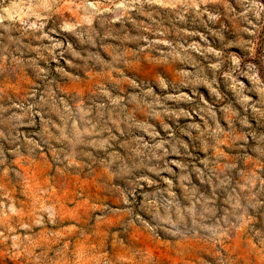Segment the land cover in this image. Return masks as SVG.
Returning a JSON list of instances; mask_svg holds the SVG:
<instances>
[{"label":"rangeland","instance_id":"rangeland-1","mask_svg":"<svg viewBox=\"0 0 264 264\" xmlns=\"http://www.w3.org/2000/svg\"><path fill=\"white\" fill-rule=\"evenodd\" d=\"M201 11L199 21L193 22L187 15L183 25L169 23L168 17L159 19L155 15V23H152L129 13L137 28L125 23L123 28L127 31H122L120 25H113L112 38L98 43L96 49L80 47L71 37H65L62 42L66 46L71 44L85 60L89 55L98 57L104 67L91 62L80 64L67 55L57 57L59 63L51 60L40 63L48 74L45 78L37 79L26 66L14 74L0 73V92L6 97L24 99L28 93L42 94L47 85L50 95H59V99L66 102L78 96V103L87 111L93 110L89 98L101 93L123 101L121 116L126 115L130 121L154 130L166 143L175 138L180 151L179 156H169L164 161L176 175L151 176L154 187L143 185L137 189L136 203L142 204L145 196L165 189L179 197L180 170L175 165H182L191 177V183L184 184L185 195L192 198L193 203L201 198L214 199L212 207L217 220L230 213L226 203L230 197L243 204L246 196L249 203H256L255 211L245 205L248 226L241 225L229 235L222 242V248L201 240L185 243L154 238L135 221L131 222V227L125 223L121 228V223L128 220L129 209L120 206L121 194L125 191L123 185L113 182L109 170L100 166L107 157L102 152L81 148L70 155L69 163L75 167H67L64 157H58L61 162L54 163L52 153L64 149L41 143L38 138L40 120L48 117L34 110L31 120L34 127L20 129L23 137L40 145L34 155L29 154L23 144H17L19 152L13 158L8 156L13 149L0 142L7 159V166L0 165V264H70L69 251L79 254L77 264H89L113 255L112 249H116V257L124 261L135 260L138 253L146 251L149 256L154 255L159 264H213L214 259L224 257H229L232 264H264V257L253 258L245 248L246 242L255 245L249 227L264 232V192L245 193L247 185L244 183L250 179L253 185L264 189V159L249 151L255 138L258 150L264 153V127L257 126L258 122H264V101L260 99L264 96V29L255 37H249L241 23L228 16L221 4H209ZM209 13L220 19L214 23L208 21ZM154 32L161 34L154 35ZM139 36L146 39L128 40ZM157 39L166 43L150 47L148 42ZM192 44L199 47V52L191 49L185 52L180 48V45L189 48ZM248 48L250 55L243 50ZM173 50L178 58H174ZM233 59L240 62L239 71L233 69ZM66 62L84 71L76 72L68 68ZM211 65L217 66L215 71ZM245 65L250 69L247 75L251 79L242 75ZM57 67L64 68L71 79L58 78ZM186 73L198 76L199 83L193 85L191 75L186 76ZM155 81L167 86V91L158 83L155 85ZM253 84L259 95L250 92ZM167 96L181 99L169 101ZM131 97L137 98L134 103ZM237 97L242 100L247 97L243 107ZM155 102L163 108L148 106ZM100 103L106 101L98 100L97 104ZM152 111L158 113L155 120L148 118ZM168 113L180 118L172 119ZM113 119L120 123L115 115ZM161 125L168 129L167 133ZM54 134L49 129L48 135ZM117 139L121 144H129L132 139L151 143L146 135L128 139L117 136ZM181 145L186 146V150ZM113 148L115 151L109 155L126 159L119 148L115 145ZM194 169L199 170L200 180L196 179ZM16 174L22 179L18 180ZM164 181H170L171 187ZM220 181L225 187L220 186ZM253 197L257 199L253 201ZM180 202L183 204V200ZM102 209L110 211H93ZM49 214L53 220H49ZM123 232L128 233L132 244L125 242ZM180 249L187 251L178 255Z\"/></svg>","mask_w":264,"mask_h":264},{"label":"clouds","instance_id":"clouds-1","mask_svg":"<svg viewBox=\"0 0 264 264\" xmlns=\"http://www.w3.org/2000/svg\"><path fill=\"white\" fill-rule=\"evenodd\" d=\"M209 4H221L228 16L235 17L241 25L242 30L249 37H255L261 29H264V0H0V73L14 74L22 66H26L32 71L37 79L47 77V72L40 67L41 62L47 60L59 63L57 57L63 58L66 55L77 63H93L97 67L103 68L99 58L89 55L87 60L82 58L76 52L71 44L65 45L63 39L71 37L80 47H90L96 49L98 43L103 44L106 40L112 38L110 31L113 25H120L122 31L125 23L136 29L137 25L132 21L129 13L139 18L149 20L155 23L153 16L159 19L169 18V23L181 24L186 23L185 16L190 15L193 22L199 21L202 15V7ZM234 6V7H233ZM73 10L74 13L73 14ZM155 10V11H153ZM231 10V11H230ZM163 14L160 16L159 14ZM210 22H216L220 19L218 15L207 14ZM154 35L161 33L154 32ZM184 35H189L184 33ZM144 36L129 37V42L144 41ZM149 46L155 48L159 44H165L166 41L152 40ZM181 50L189 49L199 52V47L195 44L185 48L180 45ZM102 50V49H98ZM246 55H250V48L243 49ZM174 58H178V53L173 50ZM29 57H35L29 59ZM68 68L82 73L83 68H76L71 62H66ZM234 70H240V62L232 60ZM213 71L216 65H211ZM250 71L247 65L244 66L242 73L245 79ZM56 76L60 79H71L68 72L62 67L55 69ZM191 75L193 85L199 83L198 76ZM158 83L164 91L167 86ZM148 87V86H145ZM176 86H173L175 89ZM134 90L136 86H133ZM59 90L57 89V92ZM211 91V89H209ZM250 92L259 95L255 84ZM60 95H63L60 93ZM78 96L69 98V101L59 99V95L49 94L46 90L42 94L28 93L24 99L6 97L0 92V142L13 151L8 156L13 158L19 152L16 149L17 144H23L25 150L34 155L40 148L35 140H28L23 137L20 129L24 127H34L31 124L34 110L43 112L47 120L41 117L39 139L46 147L55 146L58 149H64L63 152H53L52 159L54 163H60L58 157H64L63 163L71 168L75 167L69 163L71 153L76 149H90L97 153H103L107 157L100 165L107 168L111 173L113 182L123 185L125 191L121 194L120 206L129 209L128 220L122 222L120 227L123 228L125 223L131 227V222L135 221L141 229L152 235L154 238L163 237L171 241H183L189 243L194 240H201L209 245L223 247L222 242L226 241L229 235L234 234L241 226H248L247 208L257 210L256 203H249L246 196L242 204L239 199L230 197L226 203L229 205L230 213L224 214L220 220H217V213L212 205L215 200L201 198L193 203V199L185 195L187 189L185 183H191V177L187 175V169L182 165H175L180 170L178 176V189L180 196L173 195L167 189L160 192L152 193L144 197L142 204L136 203V190L141 189L143 185L149 188L154 187L151 176L159 177L163 173L176 175L172 168L168 167L164 161L169 156H179V147L175 144V138H170L166 143L150 130L140 124L130 121L127 116H121V105L123 101L113 99L108 93H101L98 97H90L89 104L93 105L92 111L78 103ZM136 97L130 100L134 103ZM167 100H177L180 97L167 96ZM237 97V102L243 107L244 101ZM260 99L264 101V96ZM98 100L106 103L97 104ZM150 108H163L158 102L148 105ZM116 116L120 123H116L113 116ZM158 113L152 111L148 118L155 120ZM172 119L180 117L175 113H168ZM255 113H253V116ZM244 124V121H240ZM258 127H264V122H258ZM190 128L194 127L189 125ZM49 129L54 131V135H48ZM161 129L167 133L168 129L161 125ZM113 132L116 135H113ZM134 135H146L151 143H145L143 140L132 139L129 144H121L117 139H128ZM249 151L259 158L264 159V153L258 148L255 138ZM115 145L125 154L126 159L120 156L109 155L114 152ZM186 150V146L181 145ZM81 155H83L81 153ZM0 165L7 166V159L3 148L0 147ZM196 179H201L198 169H194ZM17 175V179L22 177ZM170 188L171 182L164 181ZM247 185L245 193L249 191L264 192V189L253 185L252 181L245 180ZM220 186L225 187L223 181ZM214 191V190H213ZM257 197H253L255 201ZM183 200V204H181ZM247 205V208L245 207ZM94 212H109V209L93 210ZM139 212L140 215H136ZM49 220H53L49 214ZM255 238V245L245 243V248L249 250L250 255L264 257V232H256L249 227ZM122 237L125 242L132 244L128 239V233L123 232ZM109 248L111 244L109 242ZM113 255L101 258L100 261H90L89 264H159L154 255L144 251L137 254L135 260L124 261L118 259L115 255L116 249L111 250ZM186 249L178 250V255H184ZM70 264H77L79 254L69 251L67 253ZM199 264V262H197ZM213 264H232L229 257L216 258Z\"/></svg>","mask_w":264,"mask_h":264}]
</instances>
